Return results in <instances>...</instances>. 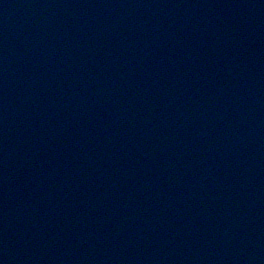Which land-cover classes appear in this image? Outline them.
I'll use <instances>...</instances> for the list:
<instances>
[{"label":"water","instance_id":"95a60500","mask_svg":"<svg viewBox=\"0 0 264 264\" xmlns=\"http://www.w3.org/2000/svg\"><path fill=\"white\" fill-rule=\"evenodd\" d=\"M0 264H264V0H0Z\"/></svg>","mask_w":264,"mask_h":264}]
</instances>
